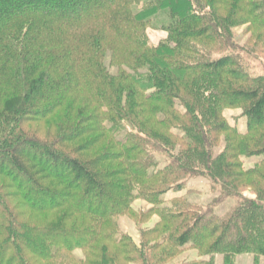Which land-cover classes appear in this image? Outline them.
Wrapping results in <instances>:
<instances>
[{
  "label": "trees",
  "instance_id": "1",
  "mask_svg": "<svg viewBox=\"0 0 264 264\" xmlns=\"http://www.w3.org/2000/svg\"><path fill=\"white\" fill-rule=\"evenodd\" d=\"M240 51L264 60V0H0V264L264 256V73ZM195 176L221 195L166 204Z\"/></svg>",
  "mask_w": 264,
  "mask_h": 264
},
{
  "label": "rangeland",
  "instance_id": "2",
  "mask_svg": "<svg viewBox=\"0 0 264 264\" xmlns=\"http://www.w3.org/2000/svg\"><path fill=\"white\" fill-rule=\"evenodd\" d=\"M238 32V40L243 43L245 41V35L243 34L244 32V27H240L237 30ZM149 36L152 42L156 43L160 39L164 38L166 36L165 31L157 28H150L149 29ZM243 63L247 67V69L252 73V74H262L264 73V60L259 57H255L252 54H249L245 51H240ZM218 55V54H216ZM225 115L228 119V121L233 125L236 126L240 130H245L247 126V118L243 116V112L239 108L235 109H227L225 110ZM223 143L221 142L218 145V151H221L220 149L222 148ZM257 161L256 158H253L251 160L246 161V166L250 167L252 166L255 162ZM164 162L160 164L162 166ZM3 183V180L0 179V184ZM211 181L206 178V177H201V176H195L192 177L187 183L186 188L182 191H170L165 195V200L166 204L168 203L171 204L172 199L178 196H187L189 200L195 204H208L209 202H213L217 197L221 195V189L219 187H215L212 185ZM244 195L247 197L251 198H256V195L252 193L250 190H246L244 192ZM236 198H227L225 201H222L216 206V212L220 215H223L227 213L233 206L236 205L237 203ZM134 206L136 209H146L149 208L150 205L146 201L143 200H137L134 203ZM158 220L157 216H154L152 220H150L148 223H145L144 226H150L155 223V221ZM120 225L123 231L125 233H128L132 235L138 242H140L141 234L139 228L135 225V223L128 218L127 216L123 217L120 219ZM76 255L79 257L82 255L81 251H76ZM185 254V255H184ZM183 256L179 260H187L186 258H189L191 260L192 257H196V252L193 250H189L185 252ZM216 263L217 264H223L224 263V255L223 254H217L216 256ZM239 261L238 264H252V262L255 259H258L259 264H264V256H260L259 258H256L257 256L252 253H245L243 255H239ZM188 259V260H189ZM206 259H210L209 256H207Z\"/></svg>",
  "mask_w": 264,
  "mask_h": 264
}]
</instances>
